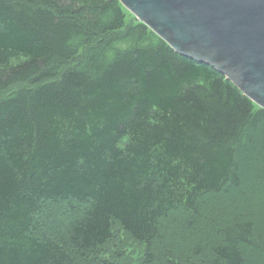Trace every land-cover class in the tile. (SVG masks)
I'll list each match as a JSON object with an SVG mask.
<instances>
[{
    "label": "trees",
    "instance_id": "obj_1",
    "mask_svg": "<svg viewBox=\"0 0 264 264\" xmlns=\"http://www.w3.org/2000/svg\"><path fill=\"white\" fill-rule=\"evenodd\" d=\"M126 13L0 0V264H264V110Z\"/></svg>",
    "mask_w": 264,
    "mask_h": 264
},
{
    "label": "water",
    "instance_id": "obj_2",
    "mask_svg": "<svg viewBox=\"0 0 264 264\" xmlns=\"http://www.w3.org/2000/svg\"><path fill=\"white\" fill-rule=\"evenodd\" d=\"M176 53L208 65L264 110V0H119Z\"/></svg>",
    "mask_w": 264,
    "mask_h": 264
},
{
    "label": "rangeland",
    "instance_id": "obj_3",
    "mask_svg": "<svg viewBox=\"0 0 264 264\" xmlns=\"http://www.w3.org/2000/svg\"><path fill=\"white\" fill-rule=\"evenodd\" d=\"M126 14V23H130L134 20V17L131 16L130 13ZM75 64V62H72L68 65V67ZM19 88L20 86H15L8 89L5 93L0 94V100L4 97L12 95L14 92L18 91ZM245 176V172H243L242 177L244 178ZM143 251V245L134 242L119 226L114 225L112 228L111 239L100 250V253L103 257L105 256L110 259L119 260L121 264H138L142 257Z\"/></svg>",
    "mask_w": 264,
    "mask_h": 264
}]
</instances>
